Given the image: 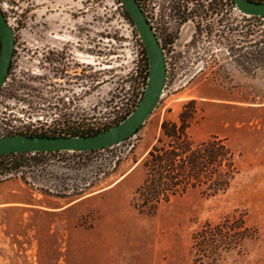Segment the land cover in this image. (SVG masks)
<instances>
[{"label":"rangeland","instance_id":"rangeland-1","mask_svg":"<svg viewBox=\"0 0 264 264\" xmlns=\"http://www.w3.org/2000/svg\"><path fill=\"white\" fill-rule=\"evenodd\" d=\"M0 8L16 36L0 91V138L113 128L139 105L144 47L117 0H0ZM192 9L184 22L172 19L170 31L154 27L168 79L136 136L94 153L45 155L24 175L0 177V198L21 188L29 203L0 206V264H195L193 234L235 213L258 238L203 264H264V69L253 72L264 21L224 0H193ZM193 100L203 119L189 135L228 141L240 174L226 194L190 192L140 214L133 200L145 179L141 163L162 122H178Z\"/></svg>","mask_w":264,"mask_h":264},{"label":"trees","instance_id":"trees-1","mask_svg":"<svg viewBox=\"0 0 264 264\" xmlns=\"http://www.w3.org/2000/svg\"><path fill=\"white\" fill-rule=\"evenodd\" d=\"M117 1L120 4L119 0ZM224 1L235 7L230 0ZM250 1L264 3V0ZM126 15L131 21L127 12ZM252 19L264 21V18ZM255 35L258 38L256 40L258 50L253 57V72L264 69L262 25L257 28ZM246 36L247 33L241 31L240 38L244 40ZM144 55L146 71L143 85L146 88L149 61L145 49ZM129 115L127 114L122 121ZM201 119L203 117L197 109V102L193 100L183 105L178 122L170 120L162 122L160 137L141 163L145 179L136 190L133 200V208L140 214L155 215L162 206L190 192H200L210 198L226 194L231 189L240 174L236 153L229 146L228 141L217 136H212L203 142L193 141L189 130ZM109 129L111 128L97 131L15 135L52 138L90 137ZM52 154L59 153L12 154L0 157V177H16L19 173L24 175L25 170L30 169L33 163L37 164L42 156ZM24 182L27 184L25 180ZM257 238V230L248 226L245 214L228 215L216 224L207 222L192 237L194 263L203 264L206 260L215 263L223 253L240 252L245 241Z\"/></svg>","mask_w":264,"mask_h":264},{"label":"water","instance_id":"water-1","mask_svg":"<svg viewBox=\"0 0 264 264\" xmlns=\"http://www.w3.org/2000/svg\"><path fill=\"white\" fill-rule=\"evenodd\" d=\"M236 9L250 18H264V3L230 0ZM142 41L149 61V75L143 97L136 109L120 124L90 137H31L10 135L0 138V157L12 154L92 153L123 144L136 136L162 99L168 79L163 46L136 0H119ZM0 91L9 78L16 48V36L0 8Z\"/></svg>","mask_w":264,"mask_h":264},{"label":"flooded vegetation","instance_id":"flooded-vegetation-1","mask_svg":"<svg viewBox=\"0 0 264 264\" xmlns=\"http://www.w3.org/2000/svg\"><path fill=\"white\" fill-rule=\"evenodd\" d=\"M142 11L148 18L151 26L156 28L160 32H167L168 26L171 24L172 19H179L182 23L189 15L192 13L193 0H136ZM208 3V0H206ZM173 4V6H171ZM159 17H165L170 21L160 23L158 21Z\"/></svg>","mask_w":264,"mask_h":264},{"label":"crops","instance_id":"crops-1","mask_svg":"<svg viewBox=\"0 0 264 264\" xmlns=\"http://www.w3.org/2000/svg\"><path fill=\"white\" fill-rule=\"evenodd\" d=\"M146 155H147V153H146ZM30 192H31V194H30L29 198L31 199V203H32L34 201L35 195H34L33 191L30 190ZM26 197H28V194H27V191H25L24 189L12 188L10 191V194L8 196L0 198V206L28 205L29 203L24 201V199ZM90 198H92V196H86V197L82 198L81 200L76 201L73 204L66 206L62 210H65V211L66 210H72V209L80 206L81 204L87 202L88 200H90Z\"/></svg>","mask_w":264,"mask_h":264},{"label":"bare ground","instance_id":"bare-ground-1","mask_svg":"<svg viewBox=\"0 0 264 264\" xmlns=\"http://www.w3.org/2000/svg\"><path fill=\"white\" fill-rule=\"evenodd\" d=\"M120 180H121V179H120ZM120 180H119V181H120ZM119 181H117V182H119ZM117 182H116V183H117ZM116 183H115V184H116ZM115 184H114V185H115ZM111 187H113V186H111Z\"/></svg>","mask_w":264,"mask_h":264},{"label":"built area","instance_id":"built-area-1","mask_svg":"<svg viewBox=\"0 0 264 264\" xmlns=\"http://www.w3.org/2000/svg\"><path fill=\"white\" fill-rule=\"evenodd\" d=\"M154 29V28H153Z\"/></svg>","mask_w":264,"mask_h":264}]
</instances>
